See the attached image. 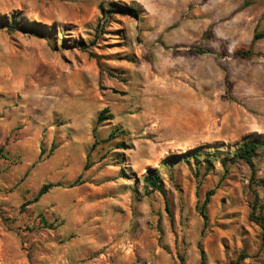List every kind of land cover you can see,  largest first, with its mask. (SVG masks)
Returning a JSON list of instances; mask_svg holds the SVG:
<instances>
[{
  "label": "rangeland",
  "instance_id": "1",
  "mask_svg": "<svg viewBox=\"0 0 264 264\" xmlns=\"http://www.w3.org/2000/svg\"><path fill=\"white\" fill-rule=\"evenodd\" d=\"M262 33L264 0H0V264H264V150L229 159Z\"/></svg>",
  "mask_w": 264,
  "mask_h": 264
},
{
  "label": "trees",
  "instance_id": "2",
  "mask_svg": "<svg viewBox=\"0 0 264 264\" xmlns=\"http://www.w3.org/2000/svg\"><path fill=\"white\" fill-rule=\"evenodd\" d=\"M117 10L121 13H127L130 15H138L140 13V10L138 9H134L132 7H119L117 8ZM264 38V33L262 34H254L253 35V41L258 40V39H263ZM200 53H205L203 51H201ZM242 57H249L251 55L250 50L246 51V52H240V54ZM107 111H102L96 120V124H100L103 121L106 120H111L112 116L108 115L105 116V113ZM260 150H264V135L261 134H254V135H250L249 137L246 138V140L230 155V160L231 161H242L245 164H247L249 167H252V159L253 157L256 155L257 151ZM42 154L40 153V156ZM3 156L0 154V158H2ZM5 159V158H4ZM222 165H225L226 162L224 159L220 160ZM88 168V164L86 163L84 166V170H86ZM144 183L152 188V190L158 191L159 193H162V189L160 186V182L158 179V176L155 174H150L148 176H146L144 178ZM53 185L51 184H45L43 185L36 197L34 198L33 202H36L41 196H43L44 194H46V192L52 187ZM200 215L203 219V221L205 222L206 220V216L202 211H200ZM204 260H205V256L202 250H200V264H204Z\"/></svg>",
  "mask_w": 264,
  "mask_h": 264
}]
</instances>
